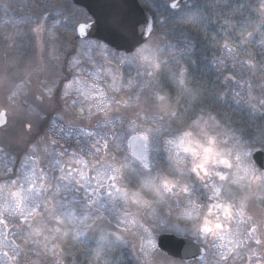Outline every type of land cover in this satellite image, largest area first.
Here are the masks:
<instances>
[{
  "label": "trees",
  "instance_id": "1",
  "mask_svg": "<svg viewBox=\"0 0 264 264\" xmlns=\"http://www.w3.org/2000/svg\"><path fill=\"white\" fill-rule=\"evenodd\" d=\"M10 1L0 0V8L7 21L15 26L9 28L12 24L0 25V75L4 74L7 77L6 83L0 81V107L3 106L4 110L10 111L9 125L6 128L14 126L21 131L20 134H23L17 136V139L11 143V154H23L36 144L42 161L48 158L45 150L60 151L61 154L73 150L77 155L87 157V148L83 141L63 143L62 139H58L55 135L54 127L57 124L60 126L65 124L77 129L96 131L101 129L99 124L114 119L118 112L108 110L107 115L97 113L96 120L90 122L84 114L82 117L78 112L82 104L79 106L73 103L75 98L63 97V85L79 77L76 67L72 65L73 57L75 56L80 63H85V52L81 50V46L86 43L77 40L75 34L64 24V18L69 15L66 11L67 6L72 3L69 0ZM151 1L150 14H160V18L165 20L163 26L156 29L151 42L159 45L161 59L166 61L157 80L165 82L164 87L170 93L171 103L161 107L152 98V93L157 89L154 83H150L152 78L147 76L144 68L139 69L138 75L136 64L129 65L127 61L124 64L119 63L115 67V82L110 80L112 86L119 88V91L115 94L111 91L108 93L110 97L126 102L119 106L121 117H124L123 126L119 131H124L127 127H135L139 133H145L147 128L155 129L157 125H163L165 128L180 132L187 129L197 116H202L203 120L208 121V126L209 123H214L218 127L216 129H220V132L217 130L216 133L215 131L210 133L225 140L229 139V144L232 135L240 134L237 129H243L246 137L258 139L264 136V104H262L264 102V0H200L190 2L174 12L165 6L169 3L168 0ZM78 10L81 9L73 5V14ZM41 17L44 18L43 30L36 35L32 31L36 27L34 21ZM225 45L232 49V53L225 49ZM15 47L20 49L16 50L18 48ZM51 49H54L58 55L56 60L48 56ZM99 52L96 48L92 50L97 61H100ZM190 60L194 63H190ZM181 66L193 73L191 81L186 79V90H177V81L172 78L179 73ZM229 76L233 79L226 80L225 78ZM44 82L55 85L54 93L50 97L44 94ZM21 84L27 92L25 101L35 107V112L40 113L41 119H37L36 113L34 122L11 115L15 107L7 104L6 100ZM29 84L26 90L25 86ZM239 85L245 86L241 95ZM38 89L39 98H42L39 99V103H37ZM236 93L238 96L234 95ZM137 96L139 99H136ZM146 100L149 102L145 103ZM236 100L240 101L238 105L235 103ZM127 105L129 108H126ZM18 109H22V105H19ZM249 109L254 111L250 112ZM172 111L177 112L176 117L171 115ZM210 115L215 117L214 121L209 119ZM155 117H163V119H155ZM28 124H32L31 130L28 129ZM208 130L214 129L208 128ZM108 131L113 139L119 135L118 131L116 133L112 130ZM170 138L165 136V139ZM111 144L109 153L113 151ZM256 149L264 151V146L257 143ZM166 155L167 153L161 150L158 157L163 174L176 176L177 179H188L177 175L169 168ZM116 156L117 160L124 163L130 158L127 152L116 151ZM65 158L71 159L68 154ZM96 159L97 156H94L93 160ZM104 161V164L118 166L116 160ZM141 180H147V175L141 177ZM263 187L264 182L259 183L255 191H252L255 188L251 185L241 181L239 184H229L231 193H234L235 199L239 201L247 199L252 194L250 205H254L255 210L263 217L261 222L264 223ZM55 202L52 198V203L49 205L50 214L43 221L51 229L56 226L59 228L60 238L52 240L47 245L52 250L56 249V253L49 256L32 248L31 256L27 258L23 257L25 255L21 256L20 264H111L112 258L121 253L125 264H138L131 247V244H139L136 236L128 233L131 244L121 245L113 236L115 232L113 226L103 221L93 224V219L103 212L86 206L85 201L63 208ZM158 206L161 207L160 204ZM159 212L164 213L163 209ZM32 218L34 219L31 221L25 217H17V220L12 221L7 219L8 222L0 224V227L6 234L12 232L24 236L25 233H30V228L26 226L28 222L39 224V215H34ZM58 218L64 221L70 220L73 224L62 227L54 221ZM90 224L93 226L87 227ZM25 229H28V232ZM44 232L50 238L54 235L47 230ZM131 232L135 231L131 230ZM13 244L15 249L21 250L24 242ZM10 260L13 262V259Z\"/></svg>",
  "mask_w": 264,
  "mask_h": 264
},
{
  "label": "snow or ice",
  "instance_id": "2",
  "mask_svg": "<svg viewBox=\"0 0 264 264\" xmlns=\"http://www.w3.org/2000/svg\"><path fill=\"white\" fill-rule=\"evenodd\" d=\"M75 3H78V0H73V3L67 6L66 11L69 15L64 18V24L75 34L76 39L83 40L89 47L106 53V61L110 56L117 64L125 61L129 65L136 64L138 75L140 74L139 69L144 68L147 76L152 78L150 83H154L157 89L152 93V98L161 107L170 105V93L164 87L165 82L157 80V77L162 73V65L166 61L161 59L159 45L151 42V38L156 34V29L165 23V20L160 18V14L150 15L145 11L141 17L129 16L113 19L111 24L116 28L121 43L117 45L116 50H112L107 45L92 42L91 37L97 30L99 21L93 19L82 9L73 14ZM182 3L183 0H172L165 6L177 10L181 8ZM43 20L44 18L41 17L34 21L36 27L32 31L36 35H39L43 30ZM224 47L228 52L232 51L227 45ZM120 49H123L126 55H121ZM78 63L79 61L74 56L72 65L75 66ZM108 63L110 65L111 61ZM190 63H194V61L190 60ZM177 64H179V60H177ZM192 77L193 73L188 68L181 66L179 73L173 75L172 78L177 81V90H186V79L191 81ZM94 78L99 79L98 71ZM112 79L115 82V76H112ZM225 79L232 80L233 77L229 76ZM129 84L131 85L130 81ZM73 85L76 86L74 90L78 95L83 96L85 100L95 101V104L88 105L89 110L96 107L98 112L107 115L112 104L119 108L122 103H126L115 97L106 96L104 89L99 85L87 81L81 84L77 78H73L63 85L65 97L69 95ZM92 89H97V91L93 92ZM116 91H119V88ZM234 95L238 96V93ZM136 99H139V96ZM148 102V100L145 101V103ZM73 103L81 102L74 100ZM235 103L238 105L240 101L236 100ZM249 111L254 110L249 109ZM83 113L84 108L82 107V117ZM89 115H92L90 111ZM171 115L176 117L177 112L172 111ZM37 119H41L39 113H37ZM155 119H163V117H155ZM209 119L214 121L215 117L210 115ZM6 124V113L0 111V132L5 131L3 126ZM27 127L31 130L32 124H28ZM236 131L240 134L232 135L230 137L231 144H229L228 140L212 135L208 131V121L203 120L202 116H197L187 129L180 132L165 128L163 125H157L155 129L147 128L142 139L147 141L151 137V143L157 153V156L152 157L151 162L141 159L136 162L124 163L117 160L118 145L113 140V151L109 153V141L106 138L96 140L90 145L89 152L94 151L97 156L95 161L85 160L82 156H77L76 152H72L70 156L76 157V159L65 158L63 165L60 159L42 161L36 144H33L23 154L13 155L11 154L12 145L9 143L6 145L9 150V159L13 165H18V167H10L0 174V198L4 201L5 210L11 208L14 212L23 215L26 209H30L28 215H32L37 208L43 205L40 213L43 215L50 214L49 205L52 203V193L60 191L61 183L64 184L67 192L83 189L87 196L93 198L88 200V203L101 199L103 193L104 203L101 204V208H107L110 215L104 216L103 213H100L93 219V224L103 221L113 226L115 228L113 236L121 245L131 244L125 238L124 233L136 236L139 242L138 252L142 255L136 254L137 245L131 244V247L132 254L135 255L138 264H148L150 257L162 258L166 260L167 264H183L182 261L169 256L171 248L168 240L170 238L161 235V233L188 236L198 246H203L208 250L216 248L219 250L218 264H226L233 249L227 248L225 240L232 232V223L236 217L244 216L243 202H237L226 185L239 184L245 179L264 181V171L261 170L264 169V151L259 154V169L251 161L257 143L264 146V136L257 139L246 137L243 134V129ZM79 134L89 137L94 135L92 131L86 132L84 129H80ZM166 135L171 138L165 139ZM79 142L78 140L77 143ZM161 150L167 153L165 158L169 168L177 175L188 179H177L176 176L170 177L163 174L158 161ZM2 151L4 148L0 147V152ZM105 159L116 160L118 166L105 165L103 163ZM89 164L93 170L96 169V165L107 170L103 173L97 172V175L89 177L86 172L77 167L82 165L84 168H88ZM145 175L154 176V178L141 180V177ZM102 178L105 179L104 183L100 182ZM81 181L84 183L81 184ZM91 181H95L98 186L93 187ZM62 199L68 200L69 198L64 195ZM71 200L75 201L76 197L72 196ZM169 202L175 203L177 207L181 208V215L177 219L187 221L192 225L191 228H180L178 224L157 216L155 206L159 203L168 204ZM61 207L63 208L64 205ZM0 223L6 224L5 221H0ZM145 224H148V227H145ZM92 226L90 224L87 227ZM28 228H31V224H28ZM132 228H139L141 231L139 233L131 232ZM35 231L38 233L39 229ZM259 231L264 236V225L260 226ZM257 232L258 228L253 226L250 236ZM254 239L257 245L262 243L260 237H254ZM180 243L183 245L184 242L180 241ZM228 243L231 241L229 240ZM226 248L227 252L224 251ZM111 264H125L123 253L112 258Z\"/></svg>",
  "mask_w": 264,
  "mask_h": 264
},
{
  "label": "rangeland",
  "instance_id": "3",
  "mask_svg": "<svg viewBox=\"0 0 264 264\" xmlns=\"http://www.w3.org/2000/svg\"><path fill=\"white\" fill-rule=\"evenodd\" d=\"M12 1V0H11ZM10 1V2H11ZM13 2V1H12ZM264 6V5H263ZM264 8V7H263ZM10 24L6 19L5 14H3V11L0 8V25H7L10 26ZM15 26L12 24L9 28H14ZM18 48L16 50H19V47H15ZM81 50L84 51V55H85V63H78L75 65L76 67V73L78 74L79 77H77V79L80 80L81 84H84L85 81L89 82V83H93V84H97L99 85L100 88L104 89L105 95L109 96L108 93L111 91L113 94H115L116 91V87L112 86L113 79L112 76H116V65L117 62L112 60L111 57L109 56L107 58V61L105 60V56L107 55L106 53H102L99 52V56H100V61L95 60V56L94 53H92L93 48L89 47L87 44H83L81 46ZM232 53V52H230ZM232 55V54H231ZM48 56L52 59V60H56L58 58L57 53L54 51V49L49 51ZM38 60H39V56H38ZM108 61H111V64L109 65ZM126 62V61H125ZM125 62H122L121 64H124ZM102 63V64H101ZM86 64V65H85ZM97 71L99 72V79H95L94 75L97 73ZM240 71V70H239ZM241 72V71H240ZM110 73V75H109ZM110 80H112L113 83L110 82ZM0 81L2 83H6L7 82V77L4 74L0 75ZM235 85V83H234ZM29 85L25 86L26 90L28 88ZM75 85H73V89H71L69 91V95L67 97L64 96L63 97L66 99H70V98H75L78 101H81V103H76L77 105L80 106V104H82V107L84 108V115L86 116V118H88V120L90 122H94V120H96V114L100 113L97 111L96 107H92L90 110L88 108L89 104H95V101H89V100H85L83 96L78 95L75 92ZM239 87L241 89H239L241 91L240 95L244 92L245 90V86H240ZM43 89H44V94L46 96H51L54 93V89H55V85L53 83H49V82H44L43 84ZM49 89H51V91H49ZM93 92L97 91V89H92ZM64 93V92H63ZM26 94L27 92L23 89L22 84L20 86H18V88L16 89L15 93L10 96L7 100L6 103L9 104L11 107H15L14 111L11 112L12 116H19L25 120H29L34 122L35 121V116L34 114L36 113L35 111V107L33 105H31L30 103L26 102ZM33 97V94H32ZM39 97V89L37 92V98ZM110 97V96H109ZM34 100V98H33ZM40 100H42V98L40 97ZM32 102V101H31ZM139 102V101H137ZM37 103H39V99H37ZM19 105H22V109H18ZM0 106H1V101H0ZM78 108V112L81 114V108ZM126 108H129V106L127 105ZM115 110L116 115L114 116V119H109L101 124H99L98 126L101 129H97L96 131H92L94 133L93 136H81L79 134V130L71 125H56L55 127L52 126V128L54 127L55 130V135L57 136L58 139H62L63 143H74L75 141L77 142L78 140L81 142H84L85 147L87 148V157L83 158L85 160H89V161H95L93 160L94 156H96V154L93 152H89V148L90 145L92 143H95L96 140H100L101 138H106L109 141V148H110V144L113 142V140L116 141V144L118 145V152H127L130 156L129 153V149H128V143L129 140L134 138V137H143V135L145 133H139L138 130L135 127H127L124 131H119L122 126H123V118L121 117V113L119 112L121 109L117 108L115 104L111 105V111ZM0 111H4L3 106L0 107ZM89 111L92 113V115H89ZM10 112V111H9ZM8 113V115H10ZM18 113V114H16ZM37 114V113H36ZM40 115V113H39ZM95 117V118H94ZM121 117V118H120ZM210 125L208 126V128H213L214 130H208L209 132L212 131H216L220 130V129H216L218 128L216 126V124L214 123H209ZM110 126H113V128H109ZM115 128H117L118 130H114ZM72 130V131H71ZM86 132L88 130L84 129ZM108 130H112L115 133L118 131L119 135H117V137H115V139H113V136L110 135V131ZM21 131H19L18 129H15L14 126H9L8 128L5 129V131L0 132V147L4 148V151L0 152V174H3L6 169L10 168L13 165V162L9 159V150L6 147L7 144L14 142L17 139V136H22L23 134H20ZM107 132V133H106ZM122 132V133H120ZM220 132V131H219ZM218 132V133H219ZM126 136V137H125ZM128 136V137H127ZM117 139V140H116ZM229 140V139H227ZM57 141V140H56ZM58 143V142H57ZM147 143L149 145V153L148 156L144 159L146 162H151L152 161V157L157 156L156 150L153 146V144L151 143V137L149 138V140H147ZM113 144H111L112 146ZM260 150H257L255 152H253V155ZM46 155L48 156L49 161L54 160V159H60L61 164L63 165L65 163V156L68 154V157L70 156V153L74 152L72 151H65V153H63V155H58L61 154L60 151L56 152V151H46ZM50 152V153H48ZM101 155H104V153H101ZM79 156V155H77ZM252 157H251V161H252ZM70 158L72 160H75L76 157L70 156ZM69 159V158H68ZM105 162V161H103ZM129 162H136V160L132 159L131 156L129 158ZM253 163V161H252ZM254 164V163H253ZM107 165V164H105ZM113 165V164H112ZM77 167H80L84 172L87 173V175L89 177L91 176H95L97 175V172L103 173L104 171H106V168H102L100 165H96V169L93 170L91 164H89L88 168H84L82 165H78ZM242 175V173H241ZM154 176H148L147 175V180H151L153 179ZM184 178V177H183ZM101 183L105 182V179L102 178ZM241 182L247 183L248 185H251L252 191H255L256 188H258L259 183L261 184V182L263 181H254V180H242ZM84 181H81V184H83ZM91 184L93 187H97L98 185L96 184L95 181H91ZM60 191L59 192H54L52 194L51 199L53 198L57 203V205H64L67 207H71L73 204L76 203H80L82 201H85L86 206L88 205V207L94 209L95 211H100L103 212V215L109 216V211L107 208H101V204L104 203V199H103V193L102 198L99 200H94V202L92 203H88L87 201L90 199H93L92 197L87 196L84 193L83 189H80L79 191L76 192H67V189H65L64 184L61 183L60 184ZM79 187V186H77ZM226 188L232 192V190L229 188V184L226 185ZM64 195L68 196V200H63L62 197ZM233 197H234V193H232ZM252 194H250L247 199L243 200V209H244V216L241 217H236L237 220H239V222H246L247 220H249V218H251L252 220H254L255 222H258L259 224L261 223V219L263 220V217L260 215V213L255 210L254 205H250V199L253 198V196H251ZM75 196L76 200L72 201L71 197ZM235 198V197H234ZM237 202H240L239 200L235 199ZM161 207H157V205L155 206V210H156V214L158 217L160 218H164V219H172L173 221L177 220V217H179L181 215V208L177 207V205L175 203L169 202L168 204L165 203H159ZM43 209V205H41L40 208H37L36 212L33 213L32 215H28V211H30V209H26L24 214L21 215L18 212H14L11 208H9L8 210H5V206H4V201L2 198H0V221H5L6 223L8 222V220H17V217H27L29 218L28 221H31L34 215H39V224L36 223H27L26 226H28V224H31V228H30V233H25L24 236H20L19 234L16 235V233H9L6 234L4 230H2V228L0 227V264H20L19 259L21 258V256L27 258L31 256L30 251L32 250V248H34L36 251L39 252H44L46 255L49 256H53L56 253V249L52 250L48 245L49 242H51L54 239H58L60 238V231L59 228H57V226L54 229H51L49 227V225H47L43 219H45V217L48 215L43 214L40 215V213L42 212ZM163 209L164 213H160L159 210ZM172 215H174L172 218ZM150 218V217H149ZM235 219V220H236ZM58 225L60 224L62 227H66L69 225H72V221L67 220L64 221L61 218L55 219L54 220ZM16 222V221H14ZM0 224H5V223H0ZM145 227H148V224H145ZM36 229H39V232L37 233V231H35ZM48 231L49 233H51V235H53V237H49L45 234L44 231ZM132 231H135L137 233H139L141 230L139 228H132ZM25 231L28 232V229H25ZM161 234H166V233H161ZM238 233L236 231L233 230V232H231V234L229 235V238L225 241V243L227 244V248H231L233 249V252L235 253L236 251H238V249L240 248L239 243L241 244V242H243L244 240L242 239L243 237L240 238V235H237ZM125 238L128 239L129 234L128 233H124ZM242 235H244V233H242ZM231 241V243H228V241ZM19 243V242H24V245L22 246L21 250L19 249H15V246L13 243ZM31 248V249H30ZM50 248V249H48ZM255 251L257 250V247L254 249ZM249 251V250H248ZM137 253L138 252V245H137ZM136 253V254H137ZM233 254V253H232ZM229 254V259L226 262V264H246V262H244L243 257L239 256L237 253H235L234 255ZM249 254V253H248ZM139 255V254H137ZM252 255V254H251ZM235 256V257H234ZM214 257L219 261V254H215ZM234 257V258H233ZM257 257H260V262L262 264H264V252H263V256L259 255ZM256 258H251V263L250 264H259L260 262L257 261ZM13 259V262L10 260ZM152 261V257L149 258L148 260V264H150ZM155 262V261H154ZM163 259L162 258H158L157 259V264H165L163 263ZM207 264H218L215 263V260H211L209 261Z\"/></svg>",
  "mask_w": 264,
  "mask_h": 264
},
{
  "label": "water",
  "instance_id": "4",
  "mask_svg": "<svg viewBox=\"0 0 264 264\" xmlns=\"http://www.w3.org/2000/svg\"><path fill=\"white\" fill-rule=\"evenodd\" d=\"M73 3V0H69ZM200 0H183L182 5L189 2H199ZM74 6L85 10L93 19L98 20L99 24L97 30L92 34L91 40L107 45L109 48L116 50L117 45L121 43L119 40L116 28L111 24V21L118 17H141L144 9L140 6L138 0H78ZM83 41V40H81ZM111 41V43H109ZM121 53H124L123 49H120ZM126 54V53H124ZM130 55V54H127ZM6 113L7 124L8 116ZM130 155L136 159L141 160L147 154V145L144 139L137 137L129 142ZM260 152L253 156V161L258 168H260ZM264 171V169H261ZM169 247L171 251L169 256H173L174 259H179L185 263L194 261H202L205 257V250L201 246L196 245L193 241L187 239H181L173 236H168ZM180 241H183L181 245ZM167 251V249H165ZM175 254V255H174Z\"/></svg>",
  "mask_w": 264,
  "mask_h": 264
},
{
  "label": "flooded vegetation",
  "instance_id": "5",
  "mask_svg": "<svg viewBox=\"0 0 264 264\" xmlns=\"http://www.w3.org/2000/svg\"><path fill=\"white\" fill-rule=\"evenodd\" d=\"M142 7L146 10H149L150 8H152V6H150L149 3H151L152 1L151 0H138ZM169 3L172 2V0H168ZM182 7V5H181ZM171 11H175V10H172L170 9ZM150 11V10H149ZM263 193H264V187H263ZM250 203H251V199H250ZM174 215H172V218ZM170 221L178 224V226L180 228H191L192 225L190 223H188L187 221L183 220V219H177L175 221H173L172 219H170ZM264 225L263 222H261L260 224L258 222H255L254 220H252L251 218H249V220H247L246 222H239V220H234L233 223H232V232L233 230L236 231L238 234V236L240 235V238L243 237L242 239L244 240L243 242H241V244L239 243V246L240 248L238 249V251H236L235 253H237L239 256H242L243 257V260L244 262H246V264H250L251 263V258H256L257 256L259 255H262L263 256V252H264V236L261 235V232L259 231V228L260 226ZM253 226H256L258 228V232L257 233H252L251 236H250V232H251V228ZM242 233H244V235H242ZM161 235H164V236H173V237H177V238H181V239H187V240H190L192 241V239L188 236H174L173 233H166V234H161ZM254 237H260L262 239V243L260 245H257L255 243V239ZM229 238V236L226 238V240ZM225 240V241H226ZM157 243H159V241H157ZM202 249L205 250V257L202 261H194V262H190V263H185L183 262V264H207L209 261L211 260H215V263L218 262V258L216 259L214 257L215 254H219V250L216 249V248H212L211 250H208V249H205L203 246H201ZM257 247V250L255 251L254 249ZM249 250V251H248ZM225 252H227V248L224 250ZM233 252L230 253L232 255L235 254ZM249 253V254H248ZM252 254V255H251ZM235 257V256H234ZM233 257V258H234ZM159 257H152V261L150 264H157V259ZM178 261H181L179 259H176ZM257 261H261L260 260V257H257L256 259ZM155 261V262H154ZM163 263L167 264L166 260L163 259ZM259 264H262L261 262Z\"/></svg>",
  "mask_w": 264,
  "mask_h": 264
}]
</instances>
